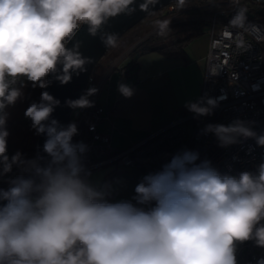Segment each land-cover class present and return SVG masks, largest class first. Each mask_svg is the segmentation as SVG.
I'll return each mask as SVG.
<instances>
[{
	"label": "clouds",
	"instance_id": "obj_1",
	"mask_svg": "<svg viewBox=\"0 0 264 264\" xmlns=\"http://www.w3.org/2000/svg\"><path fill=\"white\" fill-rule=\"evenodd\" d=\"M156 2L143 0L139 7L148 12ZM134 3L0 0V185H7L0 186V264H238L240 245L264 249V159L255 171L222 174L198 151L183 149L145 174L131 199L115 200L112 183L94 179L87 166L88 145L73 141L77 124L52 118L61 102L47 91L23 113L34 134L46 137L45 155L39 146L34 157L20 150L9 155L7 109L25 98L24 88L44 89L50 75L68 84L85 72L92 60L78 42L69 47L78 31L87 25L90 35L115 47L118 36L101 29L110 18L134 13ZM169 24L157 20V34L170 31ZM246 24L247 8L238 7L228 25ZM118 91L125 98L134 94L124 83ZM97 92L90 87L65 104L93 107L89 97ZM219 99L205 94L185 107L195 117L208 116ZM202 131L214 134L220 147L248 138L264 147V133L240 119ZM254 264H264V256Z\"/></svg>",
	"mask_w": 264,
	"mask_h": 264
},
{
	"label": "built area",
	"instance_id": "obj_2",
	"mask_svg": "<svg viewBox=\"0 0 264 264\" xmlns=\"http://www.w3.org/2000/svg\"><path fill=\"white\" fill-rule=\"evenodd\" d=\"M225 1L229 3L227 9L206 18L210 45L199 98L205 94L222 98L211 115L195 117L187 108H179L164 126L127 148H118L112 144L110 134L99 130L106 114L99 95L109 73L90 74L82 95L90 87L98 89L89 97L93 107L75 109L72 122L78 127L73 141L88 145L86 163L91 171L112 163L118 168L137 167L147 174L161 169L172 155L183 149L198 151L201 160H210L222 174L255 171L264 159V147L257 146L254 139H241L239 143L220 147L214 134L202 131L208 124L229 125L240 119L249 122L257 134L264 133V18L259 15L264 10V0H239V4L235 0ZM238 7L247 8L245 28L228 25ZM166 10L170 15L164 20L173 21L179 15L174 3ZM121 71L125 73L127 67ZM256 84L259 90L254 91L252 86ZM8 152L13 154L9 148ZM0 186L7 187L6 184ZM260 256H264V249L255 247L252 242L238 248V264H254Z\"/></svg>",
	"mask_w": 264,
	"mask_h": 264
},
{
	"label": "crops",
	"instance_id": "obj_3",
	"mask_svg": "<svg viewBox=\"0 0 264 264\" xmlns=\"http://www.w3.org/2000/svg\"><path fill=\"white\" fill-rule=\"evenodd\" d=\"M166 17L161 16L159 20ZM207 24L205 22L202 29L184 44L183 56H170L157 50L132 54L130 46L119 57L109 59L105 67L99 66L102 73H109L99 95V102L106 110L99 130L111 135L114 146L127 148L140 141L170 122L176 110L184 108L186 102H195L200 97L210 45ZM155 31L156 27L152 34ZM145 37H149L148 34ZM130 62L132 67L123 73L121 69ZM120 83L132 87L134 94L130 98L120 94ZM92 173L94 179L112 183L115 200L131 199L135 185L145 175L137 167L118 168L112 163L104 164Z\"/></svg>",
	"mask_w": 264,
	"mask_h": 264
},
{
	"label": "trees",
	"instance_id": "obj_4",
	"mask_svg": "<svg viewBox=\"0 0 264 264\" xmlns=\"http://www.w3.org/2000/svg\"><path fill=\"white\" fill-rule=\"evenodd\" d=\"M173 3L178 6L177 10L179 11V15L169 24L170 31L163 36L158 35L157 31H155L144 39L141 44L133 50L135 52L132 51V54L138 51L157 50L170 56H183L184 44L194 33H198L202 29V26L207 22L206 18L229 7V3L225 0H185L183 7L179 5V0ZM167 7L168 5L162 10L150 13L147 17L128 29L118 39L116 46L110 48L108 54L112 51L119 54L126 51L133 44L134 34L150 27L155 18L170 15V11L166 10ZM259 15L264 18V10L260 12ZM189 29L190 32H188ZM102 64L103 62L101 59L95 69H98ZM132 64L133 63L130 62L126 66L127 71L130 70ZM41 90L42 89L39 87L32 89L29 84L24 88L25 98L18 101L14 107H9L7 109L10 113L7 123L8 130L10 131L8 148L13 154L17 150H20L28 157H34L36 155L38 136H36L34 131L30 128L31 122L24 117L23 113L32 101H39Z\"/></svg>",
	"mask_w": 264,
	"mask_h": 264
},
{
	"label": "water",
	"instance_id": "obj_5",
	"mask_svg": "<svg viewBox=\"0 0 264 264\" xmlns=\"http://www.w3.org/2000/svg\"><path fill=\"white\" fill-rule=\"evenodd\" d=\"M177 0H157L155 5L149 7V11H143L139 5L143 3V0H135L133 7L136 9L131 15L120 14L117 17L110 18L108 22L102 27L101 33L116 34L118 39L131 27L137 24L141 19L148 16L150 13L163 8L170 3ZM80 44L79 51L84 57H88L92 60V63L86 65V71L81 73L79 76L73 74L72 80L68 84H60L55 79L54 75L48 77L49 85L41 90L47 91L54 98L58 99L61 103L57 106L52 114V118L58 120L61 125H68L71 123L72 112L74 109L66 106L65 101L72 99H78L84 92L89 76L93 68L98 64L102 57L110 50L111 47H106L100 38V34L92 36L88 33V26L84 25L78 31L76 37L69 44L72 47L76 43ZM46 137L44 135L38 136L37 146L41 155H45L42 151L43 143ZM36 146V153H37ZM6 188V187H5Z\"/></svg>",
	"mask_w": 264,
	"mask_h": 264
},
{
	"label": "rangeland",
	"instance_id": "obj_6",
	"mask_svg": "<svg viewBox=\"0 0 264 264\" xmlns=\"http://www.w3.org/2000/svg\"><path fill=\"white\" fill-rule=\"evenodd\" d=\"M157 20H158V18H155L154 21H152V24L150 27H147V29H144L142 31H139V30H141V29H139L138 30L139 32L133 35V44L131 46L133 48V50H135L141 44L140 43L141 40L142 39L144 40L146 38L145 36L147 34H148V36H150L152 34V32L154 31V29L156 27L155 22ZM133 52H135V51H133ZM119 55H120L119 53H115L114 51H112L111 53L109 52V54L107 52L106 55L104 57H102V62H103L102 65H104L103 67H105L106 62H108L109 59L119 57ZM93 72H96L98 75H100L103 71H101L100 67H98V69L93 68L91 73H93ZM73 112H74V110H73ZM73 112H72V116H73ZM71 122H72V118H71Z\"/></svg>",
	"mask_w": 264,
	"mask_h": 264
},
{
	"label": "bare ground",
	"instance_id": "obj_7",
	"mask_svg": "<svg viewBox=\"0 0 264 264\" xmlns=\"http://www.w3.org/2000/svg\"><path fill=\"white\" fill-rule=\"evenodd\" d=\"M163 8H164V7H163ZM163 8H160V9H158V10H162ZM156 11H157V10H156ZM154 12H155V11H154ZM146 17H147V16H146ZM144 18H145V17H144ZM160 18H161V17H158V20H159ZM141 20H142V19H141ZM141 20H140V21H141ZM142 41H143V39L141 40V42H142ZM141 42H140V43H141Z\"/></svg>",
	"mask_w": 264,
	"mask_h": 264
}]
</instances>
